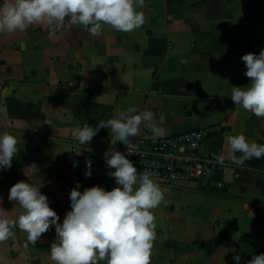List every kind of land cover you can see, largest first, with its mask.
I'll return each instance as SVG.
<instances>
[{
  "label": "crops",
  "instance_id": "0c3cea01",
  "mask_svg": "<svg viewBox=\"0 0 264 264\" xmlns=\"http://www.w3.org/2000/svg\"><path fill=\"white\" fill-rule=\"evenodd\" d=\"M140 11L145 23L131 32L102 25L101 35L92 36L71 25L50 38L34 25L0 34V79L6 84L0 134L12 133L19 141L11 169L0 170V207L10 220L23 213L8 196L17 182H31L24 175L30 166L60 223L77 184L81 191L117 187L104 153L110 147L123 153L122 143L112 146L105 128L80 144L72 130L85 123L96 127L136 107L151 111L165 135L221 124L224 131L201 146L216 159L224 156L210 186L159 184L164 202L152 210L150 264H236L235 255L248 264L264 253V157L237 165L226 138L243 133L264 144V119L230 97L233 87L250 83L241 57L264 50V0H145ZM146 132L151 133L141 125L138 136ZM89 159L92 175L86 178ZM12 231L0 242V264H53L54 226L35 246L18 227Z\"/></svg>",
  "mask_w": 264,
  "mask_h": 264
},
{
  "label": "clouds",
  "instance_id": "9594fccd",
  "mask_svg": "<svg viewBox=\"0 0 264 264\" xmlns=\"http://www.w3.org/2000/svg\"><path fill=\"white\" fill-rule=\"evenodd\" d=\"M144 4L145 0H0V34L23 33L34 25L42 26L50 38L58 29L71 25L83 26L92 36L101 35L102 25L117 32H131L145 23L140 11ZM241 59L250 83L233 87L230 97L245 111L264 119V50L244 54ZM154 119L151 111L138 112L136 107H129L117 118L99 121L96 127L85 123L74 128L72 137L82 145L89 144L106 128L110 129L112 146L118 142L127 145L130 137L140 134L141 125L154 137H163L166 129L153 123ZM163 122L161 116L160 123ZM18 142L12 133L0 134V170L11 169L19 152ZM226 144L231 161L237 165L264 157V144L249 141L243 133L228 136ZM127 149L132 154L131 147ZM237 153L241 155L237 157ZM104 156L107 167L115 169L108 175L115 179L117 187L109 191L96 185L81 191L77 184L70 192L71 210L62 223L41 191L43 181L32 173V166L24 170L31 182H17L8 196L23 213L10 220L9 212L0 207V242L12 237V229L18 227L27 234V242L35 246L42 234L54 226L56 239L50 246L53 264H150L155 239L152 210L164 202V190L149 173H138L133 162L115 147L106 150ZM217 161L223 165L224 156L217 157ZM78 163L75 161L73 166ZM86 163L85 177L89 178L92 161ZM233 259L240 264V255ZM248 264H264V253L255 255Z\"/></svg>",
  "mask_w": 264,
  "mask_h": 264
},
{
  "label": "built area",
  "instance_id": "2783aa9c",
  "mask_svg": "<svg viewBox=\"0 0 264 264\" xmlns=\"http://www.w3.org/2000/svg\"><path fill=\"white\" fill-rule=\"evenodd\" d=\"M2 81L0 79V101ZM224 131L221 124L154 137L151 133L130 137L122 152L137 168L147 172L160 185L181 189L189 183L206 188L213 183L212 174L217 159L201 150L203 142L211 135ZM131 147L132 154H128Z\"/></svg>",
  "mask_w": 264,
  "mask_h": 264
},
{
  "label": "trees",
  "instance_id": "16d2710c",
  "mask_svg": "<svg viewBox=\"0 0 264 264\" xmlns=\"http://www.w3.org/2000/svg\"><path fill=\"white\" fill-rule=\"evenodd\" d=\"M1 81H2V92H3L6 84H5L4 78H1Z\"/></svg>",
  "mask_w": 264,
  "mask_h": 264
}]
</instances>
